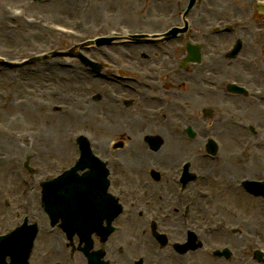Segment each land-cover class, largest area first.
<instances>
[{"label": "rangeland", "instance_id": "rangeland-1", "mask_svg": "<svg viewBox=\"0 0 264 264\" xmlns=\"http://www.w3.org/2000/svg\"><path fill=\"white\" fill-rule=\"evenodd\" d=\"M176 1L178 2L168 6L164 0H0V56L8 60H19L48 51L70 50L87 38L125 29L152 32L166 30L173 25L182 26L184 20L190 23V17L197 16L199 19L200 15H205L204 10L210 13L212 9H206L207 6H213V12L208 14L211 24L232 21L235 28L234 33L220 36L219 39L215 37L218 43L213 44V47L220 49V57L213 56V65L209 68L219 74L220 83L214 85L217 88L216 96L207 94L202 89L207 82L204 77L201 84H197L195 78L189 83L197 89L199 100L196 102V95L190 101H185L184 91L187 86L184 84L182 87L178 84V90L183 91V104L173 100L169 92L166 96L163 90H170L169 87L163 84L165 80L161 79L158 72L150 71V68L151 80H146H149L151 86H146L147 81L137 78L149 72L146 68L136 71L135 75L132 72V80L125 84L127 87L124 83L110 82L103 78L93 79L89 75L87 83L80 81L87 94L81 98L89 100L92 115L80 118L74 115V111L86 109L87 101L78 103L77 96L60 86V78L74 68H79L80 73L87 72L85 65L71 58H53L15 69L0 66V208H3L2 198L11 201L9 209L12 211H19L22 204L23 207H29L30 203L31 207H39V182L73 164L78 155L75 137L84 135L89 137L94 151L104 153L108 150L111 153L110 150H117L114 154L123 159V166L115 171L119 176V184H114V192L118 195H175V186L171 180L168 182L167 194H162L159 187L153 185L146 170L149 164H161L172 172L181 160L187 159L194 167L199 166L204 177V189L199 187L192 191L191 187L188 195H214L206 200L200 198L197 203V208H202L200 213L204 219L221 216L228 218L229 223L243 221L247 224L241 228L245 229L243 232L246 238H249L251 227L257 225L262 228L260 239L264 242V199L249 196L234 186L236 179L245 175L248 178L264 179V100L251 94L247 97H230L224 94L227 82L232 80L246 84L249 91H264V0H196L197 7L190 15L186 12L182 14L188 10V0ZM205 2V7H201ZM260 2L263 4L261 12L255 9ZM217 8L219 11H214ZM172 9L178 12L175 19L172 18L173 14H168ZM15 11L19 13L13 15ZM199 20L202 23L199 29L190 27L188 23V32L183 39L181 37L171 39L168 43L148 45L147 49L145 46L135 48L137 52L130 46L126 49L127 56L114 43L85 47L81 52L97 62H100V57H105L115 63V57L123 55L127 63L134 59L148 67L159 63L158 65L163 66L162 72H159L163 74V79L164 74L169 76L172 71L182 79L188 78V71L192 69L194 72L195 65H186L182 70L180 62L185 55V41L191 36L196 39L203 31V26L207 25ZM55 25L71 28L75 35H63L55 29ZM233 36L240 37L244 42L239 60L235 61L223 57ZM104 48L111 54L101 51ZM163 57H166V61H162ZM69 61L71 68L63 69L61 63ZM43 67L47 69L43 70ZM106 71L108 75L113 73L109 68ZM201 72L199 71L200 77ZM64 81L73 87L72 80ZM136 81L144 84L137 85ZM136 89L145 91L144 99L135 94ZM96 95L99 98L95 99ZM148 95L159 98L165 95L167 101H151ZM122 97L131 101L130 107H126L123 101L118 102ZM170 101L173 103H169ZM59 104L63 108L68 106L66 111L70 108L73 111L68 116L62 115L58 113L61 110ZM202 107L212 109L214 114L211 120L200 117L199 110ZM153 110L159 114L155 115ZM117 113H120V118L114 119ZM128 113L130 117L135 114L134 122L131 117L130 125L126 126V119L123 118ZM232 119L249 127L251 125L255 130H242L244 134L238 141L235 139L237 134L234 133L238 128L233 127ZM174 121L182 126L186 123L192 125L196 132L195 139L187 141L181 138L179 127L173 124ZM208 125L210 130H207ZM116 128L123 130L117 132ZM143 132H158L164 138V147L154 156L147 152L144 145L141 146L143 143L139 136ZM14 135L20 138H11ZM246 136L254 138L261 145L252 146L250 151L248 148V157L241 161L238 151ZM168 138H173L180 144L176 150L172 151L173 146ZM204 138H213L217 143L218 157L215 160L200 157L204 148L198 143L205 141ZM15 143L19 146H14ZM110 143L116 145L113 144L111 148ZM25 159L29 160V165L34 169L33 175L23 168ZM163 162L165 163L162 164ZM234 166L236 170L240 167V175H237ZM143 180L149 181V185L143 186ZM231 180L235 183H231ZM24 199L26 203H23ZM232 218L236 221L233 222Z\"/></svg>", "mask_w": 264, "mask_h": 264}, {"label": "bare ground", "instance_id": "bare-ground-1", "mask_svg": "<svg viewBox=\"0 0 264 264\" xmlns=\"http://www.w3.org/2000/svg\"><path fill=\"white\" fill-rule=\"evenodd\" d=\"M196 5H194V7H195ZM192 13V12H191ZM191 22H192V24H195V25H197L198 24V22L194 19V17H192L191 18ZM219 36H221V35H219ZM218 37V36H217ZM103 51H104V49H103ZM157 58H158V61L160 62L161 61V59H160V57L159 56H157ZM59 63V62H58ZM71 66H72V64L70 63V61H69V63H68V65H67V67H65V69H70L71 68ZM162 65H158V64H154L151 68H155V71H157L158 72V75H160L159 74V72L161 71V67ZM45 69H47V68H45V67H43V70H45ZM60 70H62V68H59ZM80 71V69L78 68H74L72 71H68L67 73H65L61 78H60V83H62V85L60 84V86L61 87H66V89H68L69 91H70V93H72V95H75V96H77L78 98H77V102L78 103H81L82 101L83 102H85V101H87V105H85V108L86 109H82V111H74V115L76 114L78 117H80V118H84L85 116H88V115H92L91 113V111H90V109L92 108V105H90L89 103H88V99H86V98H81V97H86L87 96V94H86V92H84V90L83 89H85V86H84V84L82 83V82H80V81H83L84 80V83H87V80H89V76H88V74H87V72L85 71V73H80L79 72ZM84 71V70H83ZM77 72V73H76ZM77 74V75H76ZM166 75V74H165ZM79 77H80V79H79ZM85 77V78H84ZM87 78V79H86ZM157 78V77H156ZM182 78L179 76V75H176V73L174 72V71H172V73L168 76V75H166V78H165V84L164 85H166L167 87H169V89L170 90H167V91H165V94H166V96L168 95L167 93L169 92L170 93V95H172V98H173V100H175V101H180V93L179 92H177L178 91V89L175 87L176 86V83L178 82V81H180ZM64 80H67V81H71L72 80V83H73V87H72V85L71 84H69V82H65ZM95 82H97L96 80H95ZM65 84V85H64ZM72 88H74V90L72 89ZM172 88H175V89H177V91H175L174 89H172ZM86 90V89H85ZM80 91H82V92H80ZM137 93L139 94V96L140 97H142L143 99L145 98V91H143L142 89H140L139 91H137ZM86 95V96H85ZM119 102V101H118ZM169 103H173V101H170ZM168 104V103H167ZM60 105V104H59ZM168 105H171V104H168ZM172 105H174V104H172ZM61 106V105H60ZM68 107V106H67ZM67 107H65V108H63L62 106H61V110L58 112V113H61L62 115H65L66 114V116H68V115H70V113H71V111H73V109L71 110V108L68 110V111H66L68 108ZM174 108V107H173ZM66 109V110H65ZM208 110H210V109H208ZM120 112V111H119ZM123 115V114H122ZM117 118H120V113H117V114H115V116H114V119H117ZM126 118H130V117H126ZM125 118V119H126ZM58 120H61V119H59V118H57ZM130 120H127V121H125V122H129ZM121 124H123V123H121ZM117 132H119V131H122L123 129L122 128H116L115 129ZM240 134H242V131H240L239 132V134L235 137V139L236 140H240L241 138H240ZM11 138H14V139H16V138H20V136H18V137H16L15 135L14 136H11ZM23 138V137H22ZM20 140V139H19ZM19 143V142H18ZM16 144L15 143V145L14 146H19V144ZM46 143V146H47V148L49 149L50 147H49V145H48V143H47V141L45 142ZM12 145L14 144V143H11ZM189 242H192V240H188Z\"/></svg>", "mask_w": 264, "mask_h": 264}, {"label": "flooded vegetation", "instance_id": "flooded-vegetation-1", "mask_svg": "<svg viewBox=\"0 0 264 264\" xmlns=\"http://www.w3.org/2000/svg\"><path fill=\"white\" fill-rule=\"evenodd\" d=\"M141 203V202H140ZM156 204V202H155ZM146 203V213L155 212V207H148ZM123 227L128 228L129 232H120L117 242L122 244V247H108L107 250L116 256L118 264H132V261L142 255L144 260L151 258L155 251L154 244L150 239L140 241L138 230L144 227L143 220L138 217H130L124 222ZM100 245L97 243L96 249H99ZM105 249V247H104Z\"/></svg>", "mask_w": 264, "mask_h": 264}, {"label": "water", "instance_id": "water-1", "mask_svg": "<svg viewBox=\"0 0 264 264\" xmlns=\"http://www.w3.org/2000/svg\"><path fill=\"white\" fill-rule=\"evenodd\" d=\"M83 145V142L81 143V147ZM75 180V179H74ZM76 182L73 183V185H75ZM78 187L75 188V190H79L81 189L82 185L81 184H76ZM66 185L63 184V182L58 181L56 183L53 184H49V186H47L44 191H43V202L45 204V206L48 208H53L54 206V201L57 198V195H68V189L65 188ZM64 188V193L60 194L59 191L62 190Z\"/></svg>", "mask_w": 264, "mask_h": 264}]
</instances>
